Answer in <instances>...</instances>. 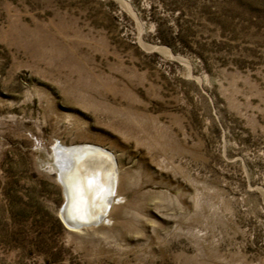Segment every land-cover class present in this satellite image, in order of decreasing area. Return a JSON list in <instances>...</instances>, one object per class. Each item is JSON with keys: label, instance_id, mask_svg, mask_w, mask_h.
Instances as JSON below:
<instances>
[{"label": "rangeland", "instance_id": "rangeland-1", "mask_svg": "<svg viewBox=\"0 0 264 264\" xmlns=\"http://www.w3.org/2000/svg\"><path fill=\"white\" fill-rule=\"evenodd\" d=\"M84 144L120 179L77 229ZM0 264H264V0H0Z\"/></svg>", "mask_w": 264, "mask_h": 264}, {"label": "bare ground", "instance_id": "bare-ground-1", "mask_svg": "<svg viewBox=\"0 0 264 264\" xmlns=\"http://www.w3.org/2000/svg\"><path fill=\"white\" fill-rule=\"evenodd\" d=\"M61 150L58 158L67 202L62 213L65 222L77 229L99 223L108 213L114 195H118L117 161L110 152L94 145Z\"/></svg>", "mask_w": 264, "mask_h": 264}, {"label": "water", "instance_id": "water-1", "mask_svg": "<svg viewBox=\"0 0 264 264\" xmlns=\"http://www.w3.org/2000/svg\"><path fill=\"white\" fill-rule=\"evenodd\" d=\"M59 180H60V178H59ZM66 205H67V202H65L62 212L65 210ZM64 221H65V219H64Z\"/></svg>", "mask_w": 264, "mask_h": 264}]
</instances>
